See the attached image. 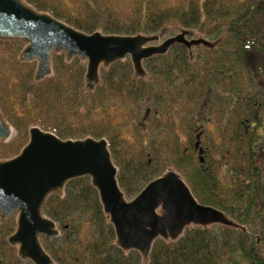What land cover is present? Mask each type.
<instances>
[{"label":"trees","instance_id":"1","mask_svg":"<svg viewBox=\"0 0 264 264\" xmlns=\"http://www.w3.org/2000/svg\"><path fill=\"white\" fill-rule=\"evenodd\" d=\"M26 1L89 34L170 37L186 29L220 42L215 49H195L194 60L175 45L144 63L145 79L135 77L128 59L102 70L93 92L86 88V64L56 56L53 75L37 82L36 63L19 60L22 46L0 45V62L8 65L0 71L1 106L17 132L3 145L6 156L20 153L31 127L65 140L106 139L126 198L174 169L200 204L238 225L192 227L176 242L158 240L149 264H264V175L249 165L255 139L249 143L242 124L249 105L255 111L262 99L264 0ZM211 122L216 130L209 135L204 127ZM198 131L205 137L198 140ZM230 147L233 184L227 175ZM45 214L61 230L60 238L43 239L56 264H141L137 252L116 246L90 179L70 183L63 198L52 197ZM15 230L14 219L0 220V264H32L8 244Z\"/></svg>","mask_w":264,"mask_h":264},{"label":"water","instance_id":"2","mask_svg":"<svg viewBox=\"0 0 264 264\" xmlns=\"http://www.w3.org/2000/svg\"><path fill=\"white\" fill-rule=\"evenodd\" d=\"M21 44L22 63H36L35 80L53 75L54 58L64 56L86 64L85 83L93 92L101 84V71L130 59L136 78L145 79L144 63L165 56L175 45L184 46L194 59L193 49H215L219 41L197 38L181 29L164 40L163 34L132 36L92 34L78 30L49 13L37 10L26 0H0V44ZM15 130L0 101V145L13 139ZM199 146V144H198ZM203 150L200 161L203 163ZM106 139H62L32 127L29 141L10 159L0 158V219H16V231L8 239L22 261L56 264L42 239L61 237L58 225L45 214L52 197L63 198L70 183L88 178L98 192L105 216L114 228L116 246L124 253L140 254L149 264L154 244L178 241L186 229L213 226L238 228L223 211L200 204L183 177L170 170L150 182L132 200H127L118 181Z\"/></svg>","mask_w":264,"mask_h":264},{"label":"flooded vegetation","instance_id":"3","mask_svg":"<svg viewBox=\"0 0 264 264\" xmlns=\"http://www.w3.org/2000/svg\"><path fill=\"white\" fill-rule=\"evenodd\" d=\"M261 87H262V99L257 106L258 108H256L255 106L254 108L255 111H253L251 105H249L246 117L242 122V124L245 128V134L249 139V143L251 140L255 139V143H253L251 146L252 148L251 155L253 159L252 162L249 163V165L252 166L254 170L261 171V173L264 175V79L261 81ZM198 134H199V136L197 137L198 140L205 137L202 131H198ZM255 134H257L256 137ZM231 139L233 140V136L231 137ZM200 150L201 148L198 149L199 154H200ZM247 154L248 153H246L245 156H247ZM202 156L204 158L205 156L204 151ZM216 157H219L218 153L216 154ZM227 158H228L227 160H229V166L231 168L230 172L229 171L227 172V175L231 180V184H233V178H234L233 171L235 168L234 147H230V150L227 153ZM204 162H205V158H204ZM141 264H142V258H141Z\"/></svg>","mask_w":264,"mask_h":264},{"label":"rangeland","instance_id":"4","mask_svg":"<svg viewBox=\"0 0 264 264\" xmlns=\"http://www.w3.org/2000/svg\"><path fill=\"white\" fill-rule=\"evenodd\" d=\"M180 32V31H179ZM179 32H176L173 36H176ZM173 36H170V37H173ZM169 36L168 37H166V36H164V40L165 39H167V38H170ZM197 38H202V37H198V36H196ZM205 39V38H204ZM207 40H209V41H212V42H216V40H210V39H207ZM217 41H220V40H217ZM16 44H18V43H16ZM0 45H12V44H0ZM14 45V44H13ZM19 45H21V44H19ZM22 46V48H21V50H20V53H21V51H22V49H23V45H21ZM196 48H194L193 49V54H194V50H195ZM198 49V48H197ZM1 51H2V48L0 49ZM20 53H19V56H20ZM195 55H196V53H195ZM195 55H194V59H195ZM194 59H191V60H194ZM20 60V59H19ZM21 62V61H20ZM8 68V65H7V63L5 62V61H3L2 63L0 62V71L1 72H4V71H6V69ZM0 97H1V95H0ZM10 123V122H9ZM11 124V123H10ZM12 125V124H11ZM12 127H13V125H12ZM14 128V127H13ZM206 130V132L209 134V135H211L212 133H213V131L214 130H216V123H213V122H211V123H209L208 124V126L207 127H204ZM14 130H15V135H14V137H13V139H11L8 143H6V144H9L10 142H12L16 137H17V132H16V129L14 128ZM175 131L177 132V133H180V130L177 128V129H175ZM189 131H190V129L188 128L187 129V133H189ZM175 135V134H174ZM183 136V135H182ZM217 137V136H216ZM28 138H29V134H28ZM183 140L185 139V135L183 136V138H182ZM6 144H2V145H0V158H2V159H10V158H13V157H15L14 155H12V157H7L6 156V154L4 153V151H6V149L4 148V146L3 145H6ZM24 148V147H23ZM4 153V154H3ZM171 170H174V169H171ZM170 171V170H169ZM174 171H176V170H174ZM168 172V171H167ZM177 172V171H176ZM223 173H225V171L223 172ZM134 199V198H133ZM127 200H132V199H128L127 198ZM1 220V219H0ZM9 220H13V219H9ZM14 220L16 221V219L14 218ZM1 221H7V220H1ZM84 231H87V229L86 228H84ZM13 235V234H12ZM9 239V238H8ZM9 244V243H8ZM43 245H44V243H42ZM12 247V246H11ZM12 248H14V247H12ZM14 249H16L17 250V248H14ZM17 254H18V250H17Z\"/></svg>","mask_w":264,"mask_h":264}]
</instances>
